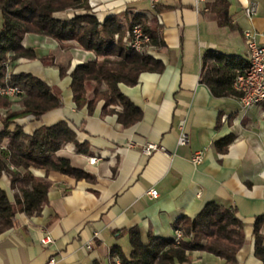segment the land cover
Segmentation results:
<instances>
[{
  "label": "crops",
  "instance_id": "1",
  "mask_svg": "<svg viewBox=\"0 0 264 264\" xmlns=\"http://www.w3.org/2000/svg\"><path fill=\"white\" fill-rule=\"evenodd\" d=\"M225 1L233 28L218 24L216 0H204L197 9L195 0H88L98 20L124 12L145 16L157 26L164 42L150 50L163 62L161 72L144 71L135 85H118L142 111L141 119L128 127L118 122L116 114L102 113L103 100L91 114L86 106L78 109L69 74H59L57 65L69 66V73L76 64L91 60V51L74 41L67 42L72 47L61 49L52 38L24 36L23 46L41 55H55L59 49L66 60L60 61L59 56L56 66H44L38 60L21 58L12 64V73H31L56 85L63 107L46 112L39 120L25 116L16 122L31 134L41 125L66 120L76 140L88 144V153H78L73 143L61 140L56 154L93 179L76 180L51 171L48 202L40 214L18 213L19 224L0 234V264H48L51 258L54 264H119L110 251L118 246L124 254L130 253L127 230L137 228L143 244L149 233L173 238L176 219L194 217L213 200L234 206L243 222L245 239L237 264H261L254 256L253 222L264 214V101L244 109L237 96L214 97L200 81V73L207 50L238 56L247 65L243 31L255 30L264 43V0ZM251 3L256 11L249 17L244 9ZM181 130L188 136L186 145L177 143ZM229 134L233 140L226 152L217 151L214 142ZM147 143L159 148L144 155ZM1 147L12 150L8 138ZM196 153L202 154L197 164L192 161ZM93 156L98 160L90 164ZM32 171L44 176L42 170ZM0 187L13 200L8 175H2ZM149 189H155L157 196L150 197ZM45 233L53 241L42 246L39 238ZM88 242L91 246L86 248ZM189 256L184 264H225L224 259L203 250L190 251Z\"/></svg>",
  "mask_w": 264,
  "mask_h": 264
},
{
  "label": "trees",
  "instance_id": "2",
  "mask_svg": "<svg viewBox=\"0 0 264 264\" xmlns=\"http://www.w3.org/2000/svg\"><path fill=\"white\" fill-rule=\"evenodd\" d=\"M216 1L218 24L233 28L227 15V2ZM68 10L73 12L71 16L57 15ZM133 24L142 26L150 36L152 47L164 45L157 26L150 24L145 16L124 12L98 20L88 0H0V87L20 90L17 110L10 109L13 101L9 97L0 95V143L8 138L12 147L11 151L0 147V178L8 175L13 191V200H10L0 187V234L19 224L18 213L28 217L40 214L48 202L51 182L47 175L51 171L76 180L93 179L89 172L56 154L61 140L73 143L78 153H88V144L76 140L66 120L50 126L41 125L31 134L25 133L23 125L16 122L25 116L39 120L46 112L62 108L61 90L31 73H10L4 63L27 58L38 59L43 65H54L51 55H41L21 44L27 33L50 37L62 47L65 46L63 42L75 41L96 56V59L76 64L69 72L76 107L86 106L91 114L103 100L102 113L116 114L118 122L128 127L141 119L142 111L120 91L119 83L135 85L141 72H161L164 67L163 62L150 53L124 46L122 37ZM201 63L200 81L209 87L214 97L239 96L232 82L246 66L241 58L207 50ZM58 69L60 76L66 74L65 68L58 66ZM232 140L233 134H229L216 140L214 146L217 151L226 152ZM33 169L42 170L44 176L35 175ZM263 227L264 214L256 216L253 222L254 256L261 264H264ZM173 229L181 231L178 242L149 233L147 244H143L139 230L131 228L127 230L130 253L126 255L120 247L114 246L110 257H118L119 264H182L190 261V251L203 250L224 259L225 264H237V253L244 244L245 235L243 222L234 206L209 201L194 217L184 215L176 219Z\"/></svg>",
  "mask_w": 264,
  "mask_h": 264
},
{
  "label": "built area",
  "instance_id": "3",
  "mask_svg": "<svg viewBox=\"0 0 264 264\" xmlns=\"http://www.w3.org/2000/svg\"><path fill=\"white\" fill-rule=\"evenodd\" d=\"M204 0H195L196 9L198 4ZM155 2V0H152ZM255 4H249L244 12L247 16L251 17L255 14ZM243 37L248 52L247 65L242 72L238 73L232 82L233 89L239 94L238 100L240 106L244 109L249 108L255 104L264 101V43L258 39V33L253 29H245L243 31ZM123 44L125 47L132 49L136 52L150 53L152 46L150 45V36L143 30L140 24H133L125 32L123 37ZM19 93V89L16 87H0V95L13 96ZM178 145H186L188 143L187 134L181 130L177 139ZM159 147L153 143H147L143 148V154L149 155L152 151L157 150ZM97 157L93 156L88 159L90 164H94L97 161ZM202 160V154L196 153L192 157L194 163H200ZM147 194L154 198L157 196L155 189H149ZM261 233L264 236V227L261 229ZM181 237V231L174 229V240L178 242ZM53 241L50 234H42L39 238V242L42 246H47ZM91 246V242L86 244V248ZM55 260L51 258L48 264H54Z\"/></svg>",
  "mask_w": 264,
  "mask_h": 264
},
{
  "label": "rangeland",
  "instance_id": "4",
  "mask_svg": "<svg viewBox=\"0 0 264 264\" xmlns=\"http://www.w3.org/2000/svg\"><path fill=\"white\" fill-rule=\"evenodd\" d=\"M92 11V10H91ZM73 14V12L71 11V10H68V11H64V12H59V13H57V15H59V16H71ZM126 32V31H125ZM27 34H29V33H27ZM30 34H33V33H30ZM26 35V34H25ZM24 35V36H25ZM36 35H38V34H36ZM39 36H42V35H39ZM125 36V33H124V35H123V37ZM42 37H46V36H42ZM123 37H122V40H123ZM50 38V37H49ZM23 39H24V37H23ZM23 39H22V41H23ZM54 40V39H53ZM71 41H73V40H71ZM57 42V41H56ZM67 42H69V41H66V42H63V45H65V46H60L59 44H58V42H57V44H58V46L61 48V49H64V48H66V47H72V45L71 44H68ZM75 42V41H74ZM21 44H22V42H21ZM23 45V44H22ZM79 46V45H78ZM25 47V46H24ZM80 47V46H79ZM32 48V47H31ZM81 48V47H80ZM32 49H34V48H32ZM82 49V48H81ZM35 50V49H34ZM84 50V49H83ZM36 51V50H35ZM87 51V50H86ZM37 52V51H36ZM93 53V52H92ZM94 54V53H93ZM56 55V56H55ZM55 55L52 53L51 54V56L53 57V59H52V61H53V63H55L54 62V60L56 59V57H58V59L57 60H60V61H65L66 60V55L64 54V51H59V49H56L55 50ZM59 56H61L60 57V59H59ZM23 59H27V58H23ZM93 59H96V56H95V54H94V57L91 59V60H93ZM97 59H98V57H97ZM18 60H21V58H18L17 60H15V61H13V62H10V61H6L4 64H5V66H6V69H7V71L8 72H10V73H12V70H11V68H12V64L15 62V63H17L18 62ZM28 60H38V59H28ZM39 61V60H38ZM87 62V61H86ZM81 63H83V62H81ZM44 66H48V65H44ZM50 66V65H49ZM52 66H56V64H54V65H52ZM58 66H61V65H57L56 67L58 68ZM61 67H63V66H61ZM63 68H65L66 69V74H69V73H67V70L69 69V66H67V67H63ZM74 68V67H73ZM72 68V69H73ZM71 69V70H72ZM59 70V69H58ZM70 70V71H71ZM27 73V72H26ZM60 74V73H59ZM65 74V75H66ZM64 76V75H63ZM20 94V90H19V93H17V94H15V95H11V96H8V95H5V96H7V97H9V99L11 100V101H13V103H12V105L10 106V109L11 110H17V109H19L20 107H19V105L16 103V101H18V99H19V97H18V95ZM1 112L2 113H5V110H1ZM23 118V117H22ZM20 119V118H19ZM1 124V123H0ZM2 125V124H1ZM1 144H2V142L0 143V147H1ZM178 264V263H177ZM182 264H184V263H182Z\"/></svg>",
  "mask_w": 264,
  "mask_h": 264
}]
</instances>
